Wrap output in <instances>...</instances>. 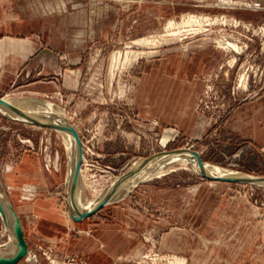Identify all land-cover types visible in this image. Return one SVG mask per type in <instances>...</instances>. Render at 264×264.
Here are the masks:
<instances>
[{"label":"rangeland","instance_id":"1","mask_svg":"<svg viewBox=\"0 0 264 264\" xmlns=\"http://www.w3.org/2000/svg\"><path fill=\"white\" fill-rule=\"evenodd\" d=\"M224 39L242 51L222 48ZM167 75L204 80L190 117L172 118L164 103L150 109L148 81ZM263 92L264 0H0V97L64 108L89 195L134 161L180 148L264 177L246 139L247 105ZM62 139L0 113V182L27 244L15 264H264V186L177 164L76 217ZM4 221L0 212V244Z\"/></svg>","mask_w":264,"mask_h":264},{"label":"bare ground","instance_id":"2","mask_svg":"<svg viewBox=\"0 0 264 264\" xmlns=\"http://www.w3.org/2000/svg\"><path fill=\"white\" fill-rule=\"evenodd\" d=\"M186 21L188 23L201 22V17L189 15L186 18L185 22ZM217 21L218 18H213L212 22L216 23ZM172 23H174V21L170 20L169 24ZM220 23H224V21ZM220 45L222 48L227 49L229 51L233 50L236 52H240L241 50L237 42L235 41L232 42V40L229 41L228 39H224V41L221 42ZM233 62H234V57L230 61V63L232 64ZM1 102L3 103L5 110L9 112L11 115L13 116L21 115V116L45 121L47 122V124H49L48 126H51L52 129L56 130L61 135V137L63 138L62 140H64L68 152L67 153L68 167L66 170L67 175L65 179V187H66L67 195H69L72 176L77 160L78 147L75 136L71 128L69 127L70 124L69 118L65 114L64 108L59 105L57 106V104L55 105V103L50 102L48 100H42L39 98H31V97L12 98V97L2 96ZM2 112L3 109L0 106V113ZM65 121H67L68 124ZM44 124L45 123L33 124V125H37L39 127H46L47 125ZM81 147H82V143H81ZM191 151H192L191 149L180 148L172 152L165 151L155 154L148 160H144L145 158H140L134 161L126 172H124L119 176H115L113 180L110 181V183L108 181L109 184L106 186L104 185L102 189L95 188V190H93V193H91L92 191L90 192L91 193L90 195L87 193L86 190V187L88 185L85 182V177L81 169L82 166L81 164L79 168L77 180L73 188L72 197L71 199H69L70 206L73 210H76L78 212L88 211L94 208L100 202H102L113 189H116V191L110 197L107 204L105 205L120 201L124 199L141 182L144 181L146 182L147 180L150 179L152 180L153 177L159 176L162 173L164 174L166 170L170 169L173 166H176L177 164L178 165L181 164L183 166H189L193 168L194 171L195 170L198 171L201 175L202 174L215 175L218 177L239 178V179L243 178V179H253V180L260 179L259 177L254 176L252 174H247L242 171L211 164L207 161H203L204 164L203 166H201L197 160V157L193 155ZM83 159H84V154L82 149L81 162L83 161ZM140 163H145V164L141 165ZM54 164L57 166V158H55ZM256 184L260 186H264V181H259ZM0 212L4 217L5 229L8 232L7 241L0 244V258L9 260L15 258L18 255V253L20 252V246L15 234V230L13 228L11 216L9 214L5 200L1 193H0ZM174 260H176V262H178L179 264H183L182 259L174 258Z\"/></svg>","mask_w":264,"mask_h":264},{"label":"crops","instance_id":"3","mask_svg":"<svg viewBox=\"0 0 264 264\" xmlns=\"http://www.w3.org/2000/svg\"><path fill=\"white\" fill-rule=\"evenodd\" d=\"M145 84V83H144ZM205 82L197 76L195 78H184L175 75H167L162 81H157V78L148 81V100H150V109H156L157 103H164L165 110L169 108L171 113L175 111L172 118L178 117L180 112L181 117H190L193 105L197 99L202 95ZM145 88V86H144ZM159 96V97H158ZM144 101V99H143ZM182 105L188 104L184 108ZM176 106V109L174 108ZM150 110V111H151ZM151 117L152 111L150 112ZM247 133L246 139L252 151L260 153L263 163L264 173V92L260 97L251 101L247 105ZM173 130L167 129L164 133V141H166L172 134Z\"/></svg>","mask_w":264,"mask_h":264},{"label":"water","instance_id":"4","mask_svg":"<svg viewBox=\"0 0 264 264\" xmlns=\"http://www.w3.org/2000/svg\"><path fill=\"white\" fill-rule=\"evenodd\" d=\"M0 106L3 109V112L1 114L3 116H5V117L11 119V120L26 122V123H30V124L31 123L32 124L45 123L44 125H47L46 127H51V126H48L49 124H47V122H45V121H41V120H37V119H33V118L21 116V115H19V116L11 115L9 112H7L5 110V108L3 106V103L1 102V97H0ZM65 122L68 124L67 121H65ZM69 127L71 128V130H72V132H73V134L75 136V139L77 141L78 153H77V160H76V164H75V169H74L73 176H72L71 188H70V191H69V195H67L69 197L68 198V204H69L70 213L73 216L85 217V216H88V215L96 212L101 207L105 206V204H107L108 200L114 194L116 189H113L109 193V195L102 202H100L98 205H96L94 208H92V209H90L88 211L78 212L76 210L71 209L70 202H69L70 200L69 199H71V197H72L73 188L75 186V183H76V180H77V176H78V172H79V168H80V165H81L82 147H81V140H80V137H79L78 133L76 132V130L73 128V126L71 124H69ZM170 152H172V151H170ZM191 153L197 157V160H198L199 164L201 166H203L204 163H203V160L201 159V157L195 151H191ZM152 156L147 157L144 160H148ZM140 164L143 165L145 163H140ZM204 176H207V177H209V178H211L213 180H217V181L240 182V183H247V184L248 183L249 184H256L259 181H264V177H260V176H257V177L260 178V179H257V180H255V179L254 180L253 179H243V178L239 179V178L218 177V176H215V175H204ZM0 193L2 194V196H3L4 200H5V203H6V206L8 208L9 214L11 216V221H12V224H13V228L15 230V234H16L19 246H20V252L18 253V255L15 258L9 259V260L0 258V264H15L16 262H18L20 259H22L27 254V244H26V241L24 239L23 228H22V224H21V221L19 219V216H18L13 204L11 203L10 199L8 198L7 194L5 193V191L3 190L1 185H0Z\"/></svg>","mask_w":264,"mask_h":264}]
</instances>
